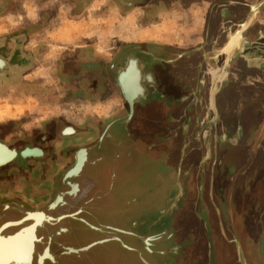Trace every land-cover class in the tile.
Returning <instances> with one entry per match:
<instances>
[{
    "label": "crops",
    "instance_id": "crops-1",
    "mask_svg": "<svg viewBox=\"0 0 264 264\" xmlns=\"http://www.w3.org/2000/svg\"><path fill=\"white\" fill-rule=\"evenodd\" d=\"M56 1L58 4L63 2L19 0L20 8L19 5L14 8L9 1L0 0V45L8 43L12 46V42L19 39L21 57L31 59L36 65L35 70L40 69L35 61L44 60L46 68L50 62L52 66H48L58 79L68 74V91L74 96L67 103L51 98L34 104L29 102L27 95L25 99L10 102V109L5 102L8 98L0 96V119L19 123L20 140L24 143L19 149L36 148L42 152L41 156L21 157L0 169V202L15 207L14 212L4 216L5 220L14 222L28 211L41 212L47 208L58 194L67 190L64 176L80 149L84 148L87 158L84 174L78 180L80 192L75 194L77 197L65 199L61 206L48 213L51 222L35 226L38 228L30 233L33 238L29 243L31 249L23 245V254L25 251L30 253L29 264H38L46 251L55 260L43 262L45 264H88L79 261H84L100 246L116 240L110 234L106 237L103 228L124 231L125 227L97 223L99 214L107 210L108 198L116 184L121 182L118 178L121 173H117L115 166L122 161L131 163L128 159L131 152L155 156L157 151H163L162 147L165 148L164 155L175 152L169 142L171 137L178 142V162L182 137L193 130L189 127L185 132L182 125H171L179 117L182 123V117L187 119L182 111L173 113L172 107L181 100L182 107H192L190 112L187 109L190 114L198 111L193 110L196 106L192 105V92L197 88L203 91L201 99L210 88L218 90L217 107L227 122L234 123L236 117H240L246 131L245 139L251 140L247 153L256 156L245 163L252 165V169L261 170L257 163L259 158L264 162V0H70L75 12L71 18L62 17L66 10L71 11L70 8L58 6L57 17L48 20L43 12ZM36 10L42 13L34 16L38 13ZM10 35L14 37L10 38ZM237 35L239 42L230 51L231 40ZM168 55L183 57H179L171 69L165 70L162 63ZM130 57L139 60L146 89V97L135 102L133 111L117 84L118 73ZM225 73L227 75L221 81ZM145 74H150L152 81H147ZM157 80L163 85L160 89L162 99L149 102L150 88L145 83ZM212 102L211 108L215 110L214 94ZM37 105L41 106L42 113L45 107L51 108V116H42ZM60 110L66 113L65 117ZM168 117L170 124L166 122ZM99 162L104 163L108 171L105 187L100 177L85 176L86 170ZM180 192L184 193L182 186L176 194ZM150 195L153 196V192H149ZM179 201L168 214L164 208L159 218L177 215ZM136 202L143 207L144 202L132 196L123 215L128 216L135 227L139 225L138 234L143 239L146 227L159 218L154 219L155 213L143 214L144 210L139 207L138 214H126ZM67 216L100 235L86 239L87 230L83 228L77 238L73 222L63 219ZM58 217L61 218L56 220ZM124 221L127 225L125 218ZM13 225H6L0 235V245L5 248L20 247L5 235V229ZM105 239V243L79 254L66 250L67 247L85 249ZM170 246L161 245L157 251L168 252L169 249L172 254L175 249ZM4 254L0 257L8 262ZM17 257L20 259L21 253L8 255L11 262H17ZM141 258L149 264L143 256Z\"/></svg>",
    "mask_w": 264,
    "mask_h": 264
},
{
    "label": "flooded vegetation",
    "instance_id": "flooded-vegetation-1",
    "mask_svg": "<svg viewBox=\"0 0 264 264\" xmlns=\"http://www.w3.org/2000/svg\"><path fill=\"white\" fill-rule=\"evenodd\" d=\"M68 6L69 7L72 6L70 0ZM239 39L240 38L238 35L234 37V39L232 38L231 43L232 42L233 43L230 46V51L238 44ZM12 43H13L12 46L8 45V43L0 45V57H2L3 59H5L10 63V67L7 68L4 71V73H10L12 72V70H17L18 68H20L21 71L27 68H32L33 61L31 59H26L25 57L24 58L21 57L22 54L20 51V47L22 43L19 41V39H16L15 42ZM168 56L169 57L167 59L163 58L166 60L164 63H162L165 67V70L166 68L171 69V66L177 64L176 63L178 62L177 59L179 57H180L179 59H181L184 55L183 56L180 55L178 57L177 56L171 57L170 55ZM251 66L259 67L258 65L257 66L251 65ZM226 75L227 74L225 73L220 80L222 81V79ZM146 76L147 74H145L144 78H146ZM146 85L150 88V92L148 93V97L150 99L149 102H154L157 99L160 100L162 99L161 98L162 94L160 92V89H162L163 85H161V83L158 80L154 83L152 82L145 83V86ZM217 91H218L217 89L211 90L210 88L205 93L204 96L205 98L201 99V97H203V91H200L199 88L193 90L192 94L194 100L192 105L196 106L193 107V110L194 108L198 110L196 112L194 111L192 112L194 115L189 113L192 107L187 108L188 106L187 105L184 108L181 106L182 105L181 100H179V102H176L174 104V106L172 107L173 113L181 112V111L184 112V116L187 117L186 119L187 121L185 120L184 117H182V121H183L182 123L181 117H179L176 122L174 121L171 123L168 117V120L166 122L168 124L171 123V125H173L174 127L178 125H182L183 131L186 128L185 132L186 130H189L190 127V129L193 130V132L184 134L182 131L184 135L181 140V148H180L181 156L180 159H178L179 160L178 162L175 160L174 164H172L174 172L167 170V166H165L164 163V165L160 166L159 169L154 170L152 174L153 180L151 179L144 180V184L148 187V189L154 183L159 184L160 188H158V193L155 194L154 190L151 191L149 189V192L151 193L153 192V196L152 195L149 196V192H148V199L151 200H149L147 203H144V205L142 204L143 205V207L141 205L142 208L139 207V202H136L135 207L125 212L126 214L129 213L131 216H133L135 214H138V210L140 208V210H144L145 213L143 214H148L150 216L155 213L154 219H158L160 212L164 208L165 209L169 208V211L166 212V214H168L176 201L180 200L179 201L180 204L184 196L186 195V192L193 194L195 193L196 201L194 200L192 204L190 203L189 206L191 207V211L188 212V215L192 216V220H191L192 223L190 222L191 224L189 225L186 222L185 220L186 211L184 212V214H182L183 217L181 218L180 223H175L177 216L179 215H175L172 218H162V219L159 218L156 223H154L153 225H151L150 223L146 227V230L144 231V235H142L143 239H141L138 234L139 225L135 227L133 225L134 222L133 221L131 222L128 216L123 215V217L127 221V225H125L126 229L124 231L122 230L113 231L110 228H103L106 231L105 233L106 237L107 236L109 237L110 234V237H116L115 241L120 242L121 245L124 243L127 246L129 245L122 238L123 236L129 238L128 236L130 235V238L134 237L135 239L138 240L140 239L143 246L150 252V257L153 261L164 260V262H176L177 264H203L204 262H196L195 260H190L188 258L190 256V253H187V250H190L196 243L198 233L200 232L201 235L204 233V223L203 220H201L200 218L201 216L200 209L202 202H205L204 205L205 207L201 211V213L206 216L205 219L206 222H210V224H212L213 222L215 225L217 224V229L221 231L224 234V236H226L227 241L225 242L227 244H229L230 246L231 245L233 246L234 244L237 245L238 253L236 252V257L234 259V262H238L239 264H246L244 263V259L247 260V257L245 258L246 254L245 251L243 250V248L245 249V247H247V249L252 248L255 254H259V252H257L256 249L258 248V246L256 245L258 244L257 241L259 238L262 239L260 242V246H261L260 250L262 252L263 262H264V216L262 213L264 212V185L262 183H259L261 180L260 178L261 171L252 169V165L247 166V164L245 163L247 161L252 160V158L256 157L255 155L251 156L248 155L247 153V149L250 146L251 140L245 139L244 135L246 134V131L242 121L238 119L240 117H236L237 120L234 123L233 121L227 122L223 117H221L219 112L220 109L217 107L218 105L217 97L220 93H218ZM213 94L216 95L215 110H212L211 108V104L213 103L212 102ZM187 109L189 110V112ZM18 134H20L19 131ZM0 142L7 145L10 149L16 150L18 154H20L23 151V150L21 151L19 147L10 145L9 143H7V141L0 140ZM169 142L171 144V148L174 149L177 148L178 142L174 137H171ZM241 144L244 146V148L240 150L242 155L231 152L232 150H234L232 146L238 148V146H240ZM160 147L161 146L159 145L156 149L159 150ZM82 150H84V148L78 151V155L76 156L75 162L72 164V166H70L67 169L65 175L69 173L71 170L75 169L77 158H79L80 151ZM140 155H144V154H141L140 152H131L130 154H128V159H130L132 163L135 157L137 158ZM19 158H21L20 155H18V157L15 160ZM124 158H126V156ZM85 159L86 160H84L79 173L76 176L75 175L71 176L70 178H67L65 180L67 190L62 193L68 194L72 192L73 187L71 188V186L67 184V182L69 181L73 186L75 185L78 186V190H77V195H78V193L80 192L78 180L80 176L84 174V168L87 162L86 154H85ZM117 173L123 174L122 171ZM176 184H178L180 188L182 186L184 193L169 195V193L173 188H175V193L179 190V186L177 185L178 186L177 188ZM77 195L73 197L69 195L67 196L66 200L75 198L77 197ZM156 196L161 197L162 199L156 198ZM157 199L163 202L162 208H156L155 202L157 201ZM54 201H52L51 203H53ZM228 202L231 203L233 207V211H230V209L229 211L224 210V204H227ZM10 206H11L10 203L3 201L0 202L1 228H3L8 224H14L12 227L5 229L6 230L5 235L7 237H14L24 229L31 228L35 225L33 221L26 220V218L28 217L27 216L28 212L23 214V216H21V218L17 221L14 222L6 221L4 216L8 215L11 212H14V209L5 210V211H2L1 209H5L6 207H10ZM179 207H180L179 210L180 213L182 210V206ZM44 210L41 212H45ZM52 211H48L47 213H50ZM239 215L243 217L244 221H242L241 218L240 219L237 218V216ZM61 217L56 218V220H59ZM67 217L63 219H70L71 222H77V220L74 221L73 218H70L72 216H69L68 218ZM241 225H244L243 228L241 227ZM37 228L38 227H35V229ZM240 228L244 233H246V235H242L240 233ZM61 233H65V232H61ZM180 236L181 238H183L182 240H178ZM152 238H155V240H153ZM242 239L246 244L245 247H244V243L242 242L243 241ZM148 240L150 241L149 244L147 243ZM167 244H171L170 247H172V249H175V251H173L172 254L169 253V249L168 252L157 251L161 245H167ZM68 249H72V248L67 247L66 250ZM210 249L211 252L209 253V255L210 257H212L214 251L213 244H212V248ZM241 259L242 261L240 262ZM255 259L262 262V259L260 257L256 256ZM253 264H257V263L253 262Z\"/></svg>",
    "mask_w": 264,
    "mask_h": 264
},
{
    "label": "rangeland",
    "instance_id": "rangeland-1",
    "mask_svg": "<svg viewBox=\"0 0 264 264\" xmlns=\"http://www.w3.org/2000/svg\"><path fill=\"white\" fill-rule=\"evenodd\" d=\"M3 1H9L14 8L17 7L18 5L20 8L21 5L20 3H17V1L19 0H15V1L3 0ZM62 1L63 2L60 4H58L56 1L53 5H48L49 10L43 12V14H45L44 17L48 18V20L51 18H56L58 14L56 8H58L59 6L60 8L62 7H66L68 9L70 8L71 11L66 10V12L62 13V17L71 18V14H74L75 12L73 11L72 6L70 7L68 6L69 0H62ZM13 12L18 13L16 10H13ZM35 12L38 13H34V16L37 14L40 15L42 13L41 11H37V10ZM12 36L14 37V35H10L9 37L11 38ZM47 60L52 61L50 59ZM43 61L44 60L35 61L36 63H39L37 65H40V69L37 70H35L36 65L34 64L32 68L25 69L26 71L25 70L21 71L20 68H18L17 70H12V72L10 73H0V96L1 98L4 96L8 98L6 101L2 100V102L5 101L8 104L7 106L8 109H10L11 107L9 106L10 102H17L20 101L21 99H25L27 95L29 97L28 99L29 102L34 104L37 103L39 104L41 99L56 98L57 100L58 99L60 100V103H67L69 99H74L73 92L68 91L69 87L67 84L69 83L68 78L70 76H68V74H65L64 76H61V78L58 79L57 76L53 74V71L51 72L52 69L50 68L52 64L50 62L49 63L47 62L48 68H46L43 64ZM49 64H51V66H48ZM44 68H46V70ZM27 77L28 79H25ZM37 106L39 107L42 116H49L50 114H52L51 108L45 107V111L44 113H42L41 106L40 105ZM16 108L18 111H21L20 106H17ZM60 113L63 117L66 116V113L63 112V110H60ZM18 129H19V123L11 122V121L4 122L3 119L1 118L0 140L7 141V143H9L10 145L21 148L22 145H24V143H21V140L19 138L20 134H18L19 131ZM232 147L234 149L231 151L232 153L234 152L239 155H242L240 151L241 149L244 148L242 144L238 146V148L235 146ZM162 149L163 151H157L155 156L140 155L137 158L135 157L132 163H126L125 161H122L120 165L115 166L119 172L121 170H124L125 173L118 175V178L120 181L122 180V183L120 182V184L119 183L116 184V188L113 190L112 194L108 198L107 210H105L102 214H99L100 216L98 217V222H97L99 225L111 224L126 228L123 217V213H124L123 211L126 204L128 203V200L132 196H135L139 198L140 202L145 203L148 199L149 189L154 190L155 194L158 193V188H160L159 184L154 183L148 189V187L144 184V180L145 179L153 180L152 174L154 170L159 169L160 166L164 165V163L165 166H167V170L174 172L172 164H174V161L178 158L179 155V151H177V148H175V152L173 151L172 153H166L165 155H164L165 148L162 147ZM28 151H36V150L30 148L26 150L25 153H27ZM41 154L42 152L39 151V153L30 154L28 156L35 155V157H38V155ZM257 165L259 168L262 167L260 170L261 180L259 183H262L264 185V162L259 158ZM105 167L106 166L104 163L99 162L95 167L88 168L85 172V176L93 177V178H96V176L100 177L104 181L103 186L105 187V184L108 180L107 177L108 171L106 170L107 168ZM177 185L178 184H176V186ZM176 193H175V188H173L169 193V195ZM156 198L162 199L161 197L158 196H156ZM159 199H157V201L155 202L156 208L163 207V202L160 201ZM194 200L196 201V194L186 192V195L179 204V206H182V210L180 213L177 214L179 216H177L175 223H180V220L183 217L182 214H184L185 211H186L185 214L186 222L189 225L192 223L191 222L192 216L188 215V212L191 211V207L189 205L190 203L192 204ZM204 205L205 202H202L200 209V215H201L200 218L201 220H203L204 223V233L201 235L200 232L199 233L197 232L198 237L196 243L190 250H187V253H190V256L188 258L190 260H195L196 262H204L203 264H229V263L239 264L238 262H234V259L236 257V252L238 253L237 245L234 244L233 246L232 245L230 246L229 244H227L225 242L227 241L226 236H224V234L217 229V224L215 225L213 222L212 224H210V222H206L205 220L206 216L201 213V211L205 207ZM229 209L230 211H233V207L230 202L224 204V210L229 211ZM262 213L264 216V212ZM237 218L239 219L241 218V220L244 221L243 217L240 215L237 216ZM73 224L75 229V236L77 238L80 236L78 232H81L80 230H82L83 228L87 230L85 233L86 239H88L89 237L91 239H94L95 237L100 235L98 231L91 229L90 227L84 225L83 223L73 222ZM243 226L244 225H241L242 228ZM240 233L242 235H246V233H244L241 228H240ZM122 238L129 245V247L132 248V250L122 247L121 243H119L118 241H113L107 244L108 246L107 245L100 246L98 249L92 251L88 256H86L84 261L81 260L79 262H89L88 264H138V263L147 264V262H143L141 258L142 256H144L149 264H154L153 260L150 257V252L143 246L140 239L138 240L134 238L135 240H133L130 237L127 238L124 236ZM182 239L183 238H181V236L178 238V240H182ZM261 240L262 239L259 238L257 241L258 244L256 245L258 246V248L256 249L257 252H259V254H255L252 248L247 249V247H245L246 244L244 240L242 241L245 247V249L243 248L246 254L245 258L247 257V260L244 259V263L253 264V262H256L257 264H264L263 255L260 250ZM212 244L214 251L212 257H210L209 253L211 252L210 248H212ZM141 247L143 250L141 249ZM256 256L260 257L262 259V262L256 260L255 259ZM61 262H67V261H61ZM161 262H164V260H162Z\"/></svg>",
    "mask_w": 264,
    "mask_h": 264
},
{
    "label": "bare ground",
    "instance_id": "bare-ground-1",
    "mask_svg": "<svg viewBox=\"0 0 264 264\" xmlns=\"http://www.w3.org/2000/svg\"><path fill=\"white\" fill-rule=\"evenodd\" d=\"M251 64V63H250ZM119 74V73H118ZM130 75L132 76V79L133 80H136V78L139 76V72L138 70L135 68V65L132 67L131 69V72H130ZM133 87L130 88L129 90V95L130 97L133 99L135 96L139 95L140 92H141V88L139 86V84H136V82L133 83L132 85ZM152 88V87H151ZM237 132V131H236ZM204 146V145H203ZM29 149V148H28ZM26 150V149H25ZM201 151V150H200ZM36 153H39L38 150L36 151H28L27 153H25L26 156L30 155V154H36ZM85 153H80L79 155V164H78V167L72 172L70 173L71 176H76L81 167H82V164L84 162L85 159ZM42 155V154H41ZM41 155H38V156H41ZM35 157V156H34ZM214 171V170H213ZM77 190H78V186H73V190L71 193H60L59 196L57 197L56 201H55V204L53 205V209H56L58 208L59 206L62 205V203L65 201L66 197L67 196H74L76 193H77ZM199 196V195H198ZM11 204V203H10ZM15 208V207H14ZM12 206L10 207H6L5 209H1L2 211H5V210H12L14 209ZM28 217L26 220H31L33 221V223H35V225L31 228H27V229H24L23 231H21L19 234H17L16 236L14 237H11L13 240H14V244H19L18 246L20 247H17L16 245H13V246H7L6 248L4 246H1L0 245V254H4L7 256V260L8 262H5L4 259L2 257H0V264H10V263H16V264H29L28 263V260L30 258V253L28 251H25V253L23 254V245H25L26 247L30 248L29 246V243H30V240H33L32 236H31V231L34 230L35 226L36 225H40L42 224L43 222H51V218L49 217L48 213L45 211V212H29L27 213ZM63 215V214H62ZM228 216V215H227ZM233 216V215H232ZM68 218V217H67ZM233 221V220H232ZM55 223V222H54ZM20 224V223H19ZM18 224V225H19ZM22 224V222H21ZM31 225V224H30ZM5 226L3 228H0V235L2 234L3 230H4ZM103 230V229H102ZM24 232H28V233H24ZM108 234V233H107ZM34 235V234H33ZM115 235V234H113ZM117 235V234H116ZM121 236V235H120ZM126 237V236H124ZM130 237V235H129ZM35 238V237H34ZM134 238V237H133ZM132 238V239H133ZM131 239V240H132ZM38 240V239H37ZM130 240V241H131ZM135 240V239H133ZM1 241V239H0ZM128 241V240H127ZM95 243V242H94ZM118 243V242H117ZM120 243V242H119ZM148 243V241H147ZM238 243V242H237ZM92 244V243H91ZM108 246V245H107ZM148 246V245H147ZM240 248V247H239ZM31 249V248H30ZM59 249V248H58ZM142 249V247H141ZM143 250V249H142ZM146 250V249H145ZM241 251V250H240ZM18 253H21V257L20 259L17 257L16 259H18L17 262H11L9 259H8V255H16ZM104 253V252H103ZM142 253V252H141ZM29 256H27V255ZM144 255V254H143ZM158 256V255H157ZM243 256V255H242ZM155 258V257H154ZM156 259V258H155ZM54 261L55 259L52 257L51 253L49 251H46L45 254L43 255V257L40 258V261L41 262L40 264H42L43 262L46 263V261ZM242 260V259H241ZM240 260V261H241ZM43 263V264H45ZM39 264V263H38ZM139 264V263H138Z\"/></svg>",
    "mask_w": 264,
    "mask_h": 264
},
{
    "label": "water",
    "instance_id": "water-1",
    "mask_svg": "<svg viewBox=\"0 0 264 264\" xmlns=\"http://www.w3.org/2000/svg\"><path fill=\"white\" fill-rule=\"evenodd\" d=\"M134 65H135V68L139 72V76L136 78V80H133L132 76L130 75L131 69H132V67ZM9 67H10V63L8 61H6L5 59H3L2 57H0V73H4V71L7 68H9ZM146 80L149 81V82L152 81V78H151L150 74H147ZM142 81H143V70H142V67L139 65V60L134 58V57H130L128 59V61L126 62L125 67L123 69H121V71L119 72V75L117 77V83L120 86L121 91H122L126 101L128 102L130 108H131V111H133V107H134V104H135L136 101H138L140 98L146 97V89L143 86V82ZM134 82H136V84H139V86L141 88V92H140L139 95L135 96L132 99L130 97V95H129V90H130L131 87H133L132 85H133ZM35 150H39V149L35 148ZM25 151H22L20 154H18V152L16 150H12L7 145H5V144L0 142V168H2L4 166H7L11 162H13L18 157V155H20L23 158L34 157L35 156V155L26 156L25 155ZM84 152H85V150L80 151V153H84ZM78 164H79V158H77L75 169L77 168ZM75 169H73L69 173H67L65 175V179L64 180H66L67 178H70L71 177L70 173H72ZM67 184L69 186H71V188L73 187V185L69 181L67 182ZM57 197H56V199H57ZM56 199H55V201H56ZM55 201L53 203H51L48 206V208L45 209L44 211L48 212V211L54 210L52 207L55 204ZM168 211H169V208H167L165 210V212H168ZM106 241L107 240H101V241L95 242L94 244H92L91 246H88L85 249H80V250L68 249L67 251L69 253H71V254H79L81 252H84V251H87V250L91 249L92 247H94V246H96L98 244H103Z\"/></svg>",
    "mask_w": 264,
    "mask_h": 264
}]
</instances>
